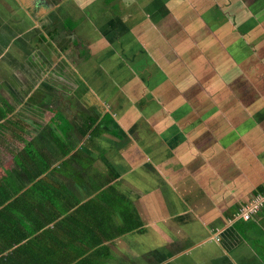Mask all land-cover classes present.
<instances>
[{
  "label": "crops",
  "instance_id": "crops-1",
  "mask_svg": "<svg viewBox=\"0 0 264 264\" xmlns=\"http://www.w3.org/2000/svg\"><path fill=\"white\" fill-rule=\"evenodd\" d=\"M10 1L0 0V108L7 116L0 121V264L21 246L13 242L19 218L32 232L21 243L39 241V257L62 226V241L74 242L49 251L58 250L61 264H264V205L248 221L237 217L264 191V136L252 128L255 120L245 131L220 128L199 138L186 165L179 151L163 165L161 145L177 135L161 128L158 145L144 128L127 131L121 114L146 108L124 104L135 89L128 97L124 84L100 73L115 65L136 78L141 62L117 60L97 32L96 54L73 31L79 26L67 25L79 20L66 9L65 18L52 17L63 32L42 35L52 55L39 53L24 33L38 35L45 18ZM129 2L104 0L100 19L111 22ZM68 31L70 43L54 45ZM127 42L119 35L118 43Z\"/></svg>",
  "mask_w": 264,
  "mask_h": 264
},
{
  "label": "rangeland",
  "instance_id": "rangeland-1",
  "mask_svg": "<svg viewBox=\"0 0 264 264\" xmlns=\"http://www.w3.org/2000/svg\"><path fill=\"white\" fill-rule=\"evenodd\" d=\"M21 1L45 18L38 35L37 30L24 33L39 53L52 55L42 35L55 28L57 35L63 32L61 20L54 26L52 17L65 18L66 9L80 21L73 31L96 54L101 48L97 32L105 44L114 45L120 54L117 60L141 62V70H132L136 78L115 65L113 70L106 65L100 73L124 84L128 97L135 89V98L124 104L140 102L146 108L145 113L121 114L127 131L137 133L138 127L144 128L154 143L162 139L163 127L177 135L169 145H161L163 165L178 151L177 161L185 163L198 139L210 131L217 135L220 128L235 134V126L245 131L255 120L252 128L264 136V0H130L123 14L108 23L100 19L104 0H43L37 6ZM49 8L50 12L43 13ZM20 9L17 6L13 16ZM73 31L60 33L54 45L66 47ZM119 35L131 43H118ZM96 84L100 90V82Z\"/></svg>",
  "mask_w": 264,
  "mask_h": 264
},
{
  "label": "trees",
  "instance_id": "trees-1",
  "mask_svg": "<svg viewBox=\"0 0 264 264\" xmlns=\"http://www.w3.org/2000/svg\"><path fill=\"white\" fill-rule=\"evenodd\" d=\"M111 1V0H108ZM68 24L70 25L72 29L77 28L79 26L80 21L74 22V20H68ZM68 27V26H67ZM6 113L0 108V121L6 119ZM97 133H100V129L97 130ZM30 227V226H29ZM25 222H23L19 218V224H18V229L16 231L17 236L13 237V242H17L18 244H21L15 251L14 255L12 256L13 258L9 261L8 264H61L59 260V252L58 250L56 251L55 255H50V250L52 248L57 247V249L60 247V252H63L64 250L67 249L69 244H72L74 241H62L63 236H64V230L61 225H57L54 228V241H46L47 247L44 249H47V252L43 253L39 257L38 254V249L36 248V245L41 247L39 241H26L25 244H22L20 241L21 239H25L31 235V231H29V228ZM63 234V235H62ZM62 235V236H61ZM66 235V234H65ZM43 248V247H41ZM3 263L5 262V259L2 260ZM67 264V263H63Z\"/></svg>",
  "mask_w": 264,
  "mask_h": 264
},
{
  "label": "built area",
  "instance_id": "built-area-1",
  "mask_svg": "<svg viewBox=\"0 0 264 264\" xmlns=\"http://www.w3.org/2000/svg\"><path fill=\"white\" fill-rule=\"evenodd\" d=\"M264 205V191L257 198L256 201L245 207L240 213L237 214L238 218H242L245 221L252 219Z\"/></svg>",
  "mask_w": 264,
  "mask_h": 264
}]
</instances>
